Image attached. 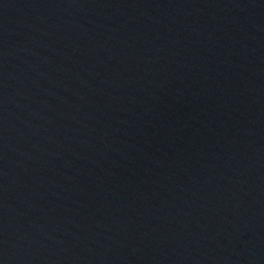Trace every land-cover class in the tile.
Wrapping results in <instances>:
<instances>
[{"label":"water","instance_id":"95a60500","mask_svg":"<svg viewBox=\"0 0 264 264\" xmlns=\"http://www.w3.org/2000/svg\"><path fill=\"white\" fill-rule=\"evenodd\" d=\"M0 264H264V0H0Z\"/></svg>","mask_w":264,"mask_h":264}]
</instances>
